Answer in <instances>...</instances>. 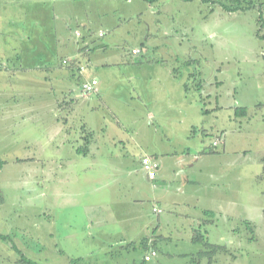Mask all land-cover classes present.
I'll return each mask as SVG.
<instances>
[{"label":"rangeland","instance_id":"374dc122","mask_svg":"<svg viewBox=\"0 0 264 264\" xmlns=\"http://www.w3.org/2000/svg\"><path fill=\"white\" fill-rule=\"evenodd\" d=\"M248 1L243 0L241 5ZM263 1L259 0L262 5ZM220 3L232 6L231 0H153L152 3L145 0L131 3L125 0H0V10L6 13L1 19L6 32L7 27H12L8 23L12 16L14 28L18 23L20 29L27 26L37 32L41 28V37L52 43L54 35L61 37L59 31L65 32L62 38L70 43L74 41L76 30L84 32L90 27L96 36L99 29H104L106 35L99 39L107 47L108 58L116 59L121 54L129 61L134 58L132 47L143 44L148 56H156L160 52L154 51L153 45L169 46L181 56L194 59L193 66L201 75L197 83L202 80L205 84L202 93L195 87L189 93V99L194 100L191 112L194 124L185 132L191 135L186 139L181 131L178 143H174L173 138V143L166 144L179 147V153L183 147L189 149V153L181 152L183 158L178 162L179 169L190 178L185 182V191L180 190L185 176L176 174V161L169 159L163 171L168 185L163 198L157 199L161 188L154 186H160L158 180L146 183L138 175H122L119 183L126 188L116 194L117 190L110 189L108 176L100 175L101 186H74L80 191L77 203L65 206L58 193L47 192L49 184L43 180L41 166L44 153L51 149L48 145L45 150L42 147L50 137L38 132L33 144L37 145V170L29 174L28 180L32 186H0L6 204L21 202L19 208L0 209L1 233L8 231V224L1 218L10 219L14 233L38 235L41 240L36 243L51 244L52 250L74 255L72 258L79 259L78 264L93 262L103 246L113 251L107 259L110 264H264V176L260 165H264V41L257 36L260 24L255 27L258 18L262 16L264 20V16L258 9L229 13L218 5ZM210 4L214 6L213 11L208 8ZM114 22L116 27H113ZM3 45L5 38L2 37V49ZM46 48L51 50L50 46ZM140 55L143 54L136 57ZM124 67L112 63L104 71H112L117 76L115 80L107 76L103 79L115 120L126 117V111L130 113L126 106L130 101L126 97L135 96L138 89L122 75L129 70ZM182 67L179 65L178 71L186 78ZM91 94L82 92L84 97ZM44 95L41 98H47ZM234 98L239 103L237 108H245L246 113L235 121L224 108L217 126L212 109L215 105H228L230 111ZM136 102L139 101H132ZM217 137H221V141L214 145ZM143 139L137 137L143 146L154 143ZM98 143L105 144L101 140ZM116 143L120 146V142ZM125 146L128 150L134 148L126 140ZM135 159L131 160L133 166L139 164ZM90 172L94 174V169ZM10 177L13 183L17 181V175ZM103 178L107 186L102 185ZM128 186H147V190L139 193ZM155 204L160 212L153 211ZM147 222L152 223L147 226L148 234L153 236L156 250L149 262H145L148 260L143 257L142 245ZM194 231L202 236L193 240ZM48 234L53 235L51 243L47 241ZM126 235H131L133 240L116 239ZM48 249L35 253L42 263ZM47 259L56 260L55 264L67 261L65 256Z\"/></svg>","mask_w":264,"mask_h":264},{"label":"crops","instance_id":"0c3cea01","mask_svg":"<svg viewBox=\"0 0 264 264\" xmlns=\"http://www.w3.org/2000/svg\"><path fill=\"white\" fill-rule=\"evenodd\" d=\"M125 1L133 2V0ZM255 3L257 5L251 9H260L264 16V1L260 6L258 5L259 0H255ZM208 8L213 11L214 6L210 4ZM112 10L114 11L113 8ZM229 13H234V11H229ZM2 14L6 15L5 10H0V41L2 37L5 38L3 49L0 46V186H32L28 183L29 174L37 170L36 165L38 164L35 163L37 145L33 146V144H36V135L41 132L45 137L47 135L50 137L47 138V144L42 149H47V145L51 149L42 157L43 180L49 184L47 192L58 193L57 196L65 206H73L77 203L75 201L80 191L74 186H101L100 175L106 178L108 176L109 183H111L110 189L111 191L117 190L116 194H121L120 189L123 191L126 188V186L125 188L120 186L121 183H119V177L122 175L128 177L135 174L146 183L158 180L161 182L160 186H154L161 188L157 199L163 198V191L168 188L164 181L166 179L163 171L167 168L166 164H169L167 163L169 159L176 161L178 170L177 173L173 171V174H184L185 181L181 183L180 190L185 191V182L190 181V178L179 169L178 162L183 158L181 152L185 150L189 153V149L183 147L179 153V147L166 146V144L173 143V138L176 139L174 143H178V134L181 131L184 132L183 137L186 139L191 135L189 131L185 132V129L188 130L187 128L194 124L191 117L194 100L189 99V93L193 87L196 90L199 89L200 92L205 90L202 80L199 84L197 83L201 75L193 66V58L181 56L178 51L170 49L169 46L160 47L159 44L153 46L154 51L159 50L160 53L156 56H148V49L140 42L143 45L133 46L132 49L140 48L141 51L137 54L132 53L134 58L132 57L129 61L121 54H118L116 59H110L105 52L107 51L106 45L99 39L105 37L107 30L99 29L104 32L102 36L98 33L93 36L90 27L84 32L76 30L75 32L78 31L80 35L75 34L74 41L70 43L62 38L66 36L65 32L59 31L61 37L57 38V35H54V44L46 42L41 37L40 33L43 31L41 28L37 32L27 26H22L20 29V23L17 24V28H14L13 16L8 19L12 27H7L6 32L1 22ZM263 24L264 20L258 21L255 27L259 25L263 32ZM121 25L122 23L117 24L118 28ZM113 27H116L115 22ZM167 32L166 35H168ZM47 46H50L51 50H47ZM144 51L146 53H143ZM139 54L143 55L137 58ZM64 59H67L68 63L64 64ZM112 63L122 64L124 68H128L129 70H125L126 72L122 75H126L128 82H134V88H138L134 93L136 97L132 94L126 97V100L130 101L126 105L130 113L126 111L127 116L122 120L114 119L113 104L111 105L112 101H109V96H106V88L103 85V79L106 76L111 77L112 80L117 77L112 71L104 72L108 69V64ZM179 65L183 66L186 78L180 76ZM80 67L84 69L80 70ZM87 78L97 79L98 86L95 93L84 97L81 84L83 79ZM21 83L26 84L27 87L21 86ZM41 84L42 88L39 87ZM42 94H45L47 98H41ZM135 99L139 102L133 104L132 101ZM238 104V100L234 98V102L229 105L230 111L228 105H215L212 109L214 122L218 121L219 114L222 116L221 112L224 108L227 109L229 116L232 115L237 121L241 116L235 112ZM215 124L217 125L218 122ZM35 127L41 129L38 131L34 129ZM87 133L89 134L88 140H85L84 136ZM139 136L144 138L142 141L151 140L155 144L150 143L148 146H143L140 144L141 140H137ZM98 140L105 144L100 146ZM125 140L134 145L135 149L128 150ZM116 142H120V146L115 145ZM136 142L139 145H136ZM223 142L224 139L222 141L224 145L225 142ZM85 144L86 152H79L77 148ZM144 156L158 163L156 175L153 178L148 177L142 168L141 158ZM134 158L139 160L138 165H132L131 160ZM86 159L88 161L84 163ZM126 159L129 160L127 163ZM260 165L263 169L260 173L264 176V165L262 163ZM91 169H94V174L90 172ZM12 174L17 175L15 183L10 177ZM84 176L94 177L89 179ZM104 179L101 181L102 185L107 186L108 183ZM128 187L139 193L147 190V186ZM15 202L16 204L12 202L6 204L3 192L0 190L1 210L7 207L9 209L19 208L21 202ZM112 203L116 202L112 201ZM1 221H6L8 231L0 232V264H30L26 259L38 264H50L49 260L52 259L48 260L47 257L52 256L67 257L64 264H78L79 259L72 258L74 255L69 256L59 249L52 250L51 244L36 243L41 240L38 235H30L26 232L14 233L9 225L10 219L2 217ZM149 224L152 225L147 222L143 229L145 231L142 237V245L145 248L143 257L150 248L155 249L153 236L148 234ZM131 235L116 239L131 241L133 240ZM47 237V241L51 243L53 235L48 234ZM100 238L103 239L102 235ZM109 246L112 247V245ZM44 249L48 250L45 261L42 263L41 258L36 257L35 253H41ZM112 253V249L103 246L95 260L87 264H110L108 257ZM152 258L145 262L151 261ZM52 261H54L52 264H55L56 260Z\"/></svg>","mask_w":264,"mask_h":264},{"label":"built area","instance_id":"2783aa9c","mask_svg":"<svg viewBox=\"0 0 264 264\" xmlns=\"http://www.w3.org/2000/svg\"><path fill=\"white\" fill-rule=\"evenodd\" d=\"M76 35L78 36L79 32H76ZM99 35L102 36L103 32L100 31ZM138 52H139L138 48L132 49V53L137 54ZM63 62L66 63L67 61L64 60ZM80 69H83V67H81ZM97 84H98V82H97V80L95 78L84 79L82 81V84H81L82 92L86 93V94L87 93L91 94V93L96 92L97 91ZM219 141H220V137H217L214 140L213 144L217 145L219 143ZM141 165H142L143 170L147 173L148 177L153 178L156 175V169L158 167V163L156 161L152 160L151 158H149L147 156H144V157L141 158ZM153 211L154 212H160L161 210H160L159 207L154 206L153 207ZM155 255H156V250L152 248L144 256V259L145 260H150Z\"/></svg>","mask_w":264,"mask_h":264},{"label":"trees","instance_id":"16d2710c","mask_svg":"<svg viewBox=\"0 0 264 264\" xmlns=\"http://www.w3.org/2000/svg\"><path fill=\"white\" fill-rule=\"evenodd\" d=\"M148 2H150V3H152V1L153 0H147ZM184 1H190V0H184ZM243 0H231V3H232V6H229V5H226V3H220L219 4V6H221L224 10H228V11H245V10H248V9H251V8H253L254 6H256L257 5V3H255V1H248L247 3H246V5H241V2H242ZM235 2V3H234ZM258 5L260 6L261 5V3L259 4L258 3ZM260 10V9H259ZM258 21L259 22H262V16H260L259 18H258ZM257 36L258 37H260L263 41H264V32H262L261 31V28H259L258 29V31H257ZM134 54V53H133ZM263 56H264V53H263ZM194 75V74H193ZM199 84V83H198ZM235 112H236V114L237 115H243V114H245L246 113V110H245V108H235ZM88 133H87V135L86 136H84V139L85 140H88ZM86 143V142H85ZM77 150L79 151V152H82V153H85L86 152V150H87V148H86V144L85 145H83V146H81V147H78L77 148ZM196 231V230H195ZM194 231V236H193V240H196V239H198V238H200L202 235L201 234H199V233H196ZM150 249H152V248H150ZM149 249V250H150ZM148 250V251H149ZM26 261L28 262V263H30V264H38V263H36V262H34V261H31V260H27L26 259Z\"/></svg>","mask_w":264,"mask_h":264}]
</instances>
